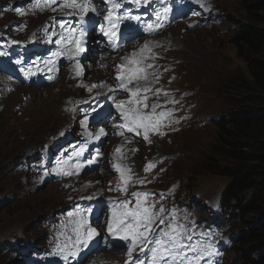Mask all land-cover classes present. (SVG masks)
Returning a JSON list of instances; mask_svg holds the SVG:
<instances>
[{
    "label": "rangeland",
    "instance_id": "rangeland-1",
    "mask_svg": "<svg viewBox=\"0 0 264 264\" xmlns=\"http://www.w3.org/2000/svg\"><path fill=\"white\" fill-rule=\"evenodd\" d=\"M223 4L232 14V19L237 27L242 28L247 24L248 19L238 1L226 0ZM259 15L264 17V12L259 13ZM258 28L264 32V24H260ZM232 34L233 32H229L222 35L220 31L214 38H209L208 32L203 31L200 33L203 41L196 35H191L190 48L192 52H185L186 54H184L188 59L190 83L198 93H201L204 100L211 102L207 109L214 111L221 118L226 113V101L236 95L229 80L248 73L246 63L237 56L236 48L232 45ZM211 39H215V41ZM36 104L38 108L32 110L31 114L19 115L14 111L12 113L7 111L0 118L2 128L5 130V133L0 136V160H3L6 165L5 170L0 171V187L4 189L0 191L17 196V199L13 197L4 207V210L0 212V246L4 242L3 237L7 236V241L13 240L10 237L17 235L18 230L24 235H31L32 230L37 227L36 223L39 221L40 213L60 202L58 190L51 193L49 189H46L40 193L24 195L23 188H16V178L11 171L12 159L22 154L25 145L28 143L38 144L46 140V136L50 132L58 129L56 112L45 119H38L44 117L50 109L45 112L48 105L43 99H39ZM215 135L216 130L211 135L208 134V131H192L179 138L176 148L189 155L193 142L195 139H199L203 143V150L205 149V152L210 154L216 141ZM168 149L175 150V147L168 146ZM202 168L191 172L190 177H188L190 186L194 188L198 197L201 196L208 202L220 199L229 179L211 174ZM100 181L101 178L97 179L94 183L86 186V189L100 192ZM243 199H247V197L244 196ZM243 202H234L232 212L234 218L241 219L238 222V228L241 231L249 229L248 232H252V230H257L262 223L260 211L248 212L237 209ZM257 248V246L254 247L253 253L261 256L264 251L257 252ZM1 254L2 252H0ZM254 257L260 258L256 255Z\"/></svg>",
    "mask_w": 264,
    "mask_h": 264
},
{
    "label": "snow or ice",
    "instance_id": "snow-or-ice-1",
    "mask_svg": "<svg viewBox=\"0 0 264 264\" xmlns=\"http://www.w3.org/2000/svg\"><path fill=\"white\" fill-rule=\"evenodd\" d=\"M112 5V9L118 8L120 5L116 0H108ZM140 5H146L149 0H136ZM56 4V0H44L43 5L39 2L38 7H48L52 11H65L66 9L71 10L67 14L69 16H78L81 22L85 21V17L89 13L96 12V8L92 0H62V2L55 8L52 7ZM170 9L165 7L163 14L166 15ZM160 16H157V20ZM105 20L109 24L107 31L101 27V31L105 36H115V29L117 27L116 21L113 19L112 11H109L105 16ZM60 27L65 28V24L61 23ZM149 25V29H151ZM67 36H61L56 41L57 44H63L65 42L75 46V53L71 51L68 53V58L72 59L74 55H79L83 51V37L86 35V31L83 23L79 29L70 28L65 29ZM15 43V41H13ZM148 49L146 44L141 52ZM54 55H61L60 52L54 53ZM136 56V53H133ZM144 59V58H142ZM141 60H131L125 57L124 60L130 63V66L126 67L124 72L121 73L118 66L117 79L120 81V87L127 93L130 98L127 101L121 100L117 105V109L120 110L121 117L124 121L120 127H127L129 132H136L138 135L139 129L144 131V139L148 140V133L159 132L163 120L171 116V111H160L157 109L161 107L159 103H153L149 105L147 103L149 97L146 93L153 91L151 84L152 80L149 79L151 76L153 80L158 81L159 76L155 73L147 72V68L153 67V65H142ZM45 63H48L46 61ZM78 66V65H77ZM29 76L33 73L29 71ZM143 81V84L139 82ZM136 82L134 88H129L128 85ZM92 87H103V85H92ZM91 91V88H89ZM161 89H155L154 95L157 97L161 94ZM145 93V95H141ZM167 95V93H164ZM172 103H178L177 101H170ZM125 105H127L125 107ZM150 109V111H146ZM98 117L103 118V113L98 112ZM104 130L100 129L99 135H104ZM121 135L123 133H120ZM151 143V141H149ZM120 151L119 148L116 149ZM79 167V165H77ZM115 170L120 173V181L123 186L118 187L116 190L121 192H127L126 185L132 179L130 175L126 173L130 172L131 169H121L118 165H113ZM154 164H149L145 167V171H149ZM65 175H72V172H64ZM136 183L143 185L146 183L143 179H138ZM150 193L147 192H132L131 196L135 199V203L132 204V200L124 199L122 201L110 202L109 208L111 215L107 221L106 231L109 236L124 241L127 246V257L125 264H199V257L193 260L188 256V252L196 251V246L186 241H191V236L187 234L188 230L177 222L175 212L173 211L169 217L164 215L165 209L161 206L156 207L155 202L148 199ZM87 199H93V197H86ZM132 204L130 207L129 205ZM91 208L85 210V213L77 212L76 215L80 216L81 219L77 221L78 227L76 228V241L75 244L78 247L88 248L90 243L100 235L97 229L92 227L84 228L86 221L83 219V215L92 212ZM103 214V209H97ZM134 253L137 255L134 256ZM77 253L73 252V255ZM143 254V258H141Z\"/></svg>",
    "mask_w": 264,
    "mask_h": 264
},
{
    "label": "trees",
    "instance_id": "trees-1",
    "mask_svg": "<svg viewBox=\"0 0 264 264\" xmlns=\"http://www.w3.org/2000/svg\"><path fill=\"white\" fill-rule=\"evenodd\" d=\"M248 25L241 28L234 44L237 56L246 63L247 74L231 78L232 108L220 132L218 155L223 164L213 162L210 173L229 179L225 201L243 202L242 210L260 211L262 223L244 239L249 254L264 246V0H242ZM246 196L247 199H243ZM260 252L261 247L256 249ZM252 264H264V254Z\"/></svg>",
    "mask_w": 264,
    "mask_h": 264
},
{
    "label": "bare ground",
    "instance_id": "bare-ground-1",
    "mask_svg": "<svg viewBox=\"0 0 264 264\" xmlns=\"http://www.w3.org/2000/svg\"><path fill=\"white\" fill-rule=\"evenodd\" d=\"M47 110H49V107H46V110H45V112H46ZM45 112H43V113H45ZM43 113H42V114H43ZM57 128H58V127H57ZM54 135H56V134H54Z\"/></svg>",
    "mask_w": 264,
    "mask_h": 264
}]
</instances>
